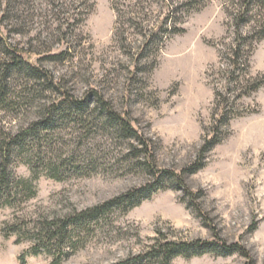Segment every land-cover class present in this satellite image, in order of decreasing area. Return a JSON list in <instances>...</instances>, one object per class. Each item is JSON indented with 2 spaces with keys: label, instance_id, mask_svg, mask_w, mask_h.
<instances>
[{
  "label": "rangeland",
  "instance_id": "374dc122",
  "mask_svg": "<svg viewBox=\"0 0 264 264\" xmlns=\"http://www.w3.org/2000/svg\"><path fill=\"white\" fill-rule=\"evenodd\" d=\"M185 1L0 0V73L11 62L3 46L11 44L69 94L96 91L127 114L131 125L151 139L158 169L179 173L199 159L204 162L185 178L190 194L157 191L124 215L115 214L111 225L62 264H110L143 253L155 239L210 241L215 234L239 244L248 258L207 253L178 256L171 264H264V85L237 96L246 80L264 74V37L257 40L256 33L264 24V4L253 3L246 12L243 0H191L197 8L186 14ZM172 25L182 31L163 32ZM56 54L61 55L51 58ZM233 75L236 82L230 80ZM42 87L43 80L24 74L9 78L7 96L16 104L0 109V128L25 126L35 106L58 98ZM224 112L231 116L227 123L218 119ZM216 130L224 136L200 154L204 139ZM95 142L92 153L103 156L112 171L63 181L42 175L34 182V198L19 208L0 209V264H50L44 254L20 260L30 243L4 237V226L81 210L151 180L125 160L126 149L108 132ZM11 170L16 178L30 176L20 162Z\"/></svg>",
  "mask_w": 264,
  "mask_h": 264
},
{
  "label": "trees",
  "instance_id": "16d2710c",
  "mask_svg": "<svg viewBox=\"0 0 264 264\" xmlns=\"http://www.w3.org/2000/svg\"><path fill=\"white\" fill-rule=\"evenodd\" d=\"M243 3L247 12L253 3L264 4V0H243ZM181 6L186 14L197 8L191 0L185 1ZM86 11L83 12L85 15L88 13ZM180 31L182 30L175 28L174 25L163 29L167 35ZM256 33L257 40L264 37V24ZM3 47L5 53L11 56V62L0 73V109H11L16 104L7 95L8 79L17 73L24 74L29 79L43 80L42 90L56 92L59 96L48 103L35 106V116L25 126L14 131L0 128V209L19 208L34 198L36 195L34 182L42 175L63 181L110 171L111 164L109 165L103 156L94 155L91 151L92 146L97 147L95 139L102 132H108L117 141H121L120 145L126 149L123 155L125 160L134 161L132 167H139L151 176V180L144 185L130 188L96 205L36 220L31 222V225L27 221H15L4 226L2 228L4 237L14 236L17 241L30 243L19 256L20 260L25 255L44 254L50 257V264H62L65 257L82 247L98 230L111 225L115 214L124 215L157 191L174 188L183 189L186 194H190L186 189L185 178L200 169L204 165L203 160L199 159L196 163L182 168L179 173L158 169L154 162L151 139L137 131L131 125L129 116L117 112L108 99L93 90L85 92L82 97H75L69 94L47 70L24 60L20 49L11 44ZM59 55H53L51 58H59ZM236 64L235 58L230 63V75L236 71ZM242 67L246 74L249 69L247 60ZM233 77L234 75L230 80L236 82V77ZM246 81L248 86L239 91L238 97L249 95L262 87L264 74H258ZM21 99L28 105L29 101L25 95ZM225 100L223 99L226 103L228 99ZM220 116L218 119H222L224 123L231 117L227 116V112ZM64 132L68 138L63 137ZM223 136L224 134L218 130L212 132L211 136L204 139L200 154L209 152ZM14 162L24 164L30 176L14 177L11 170ZM127 167L129 168V165ZM192 203L194 211L202 216L198 205L193 200ZM207 253L220 256L238 253L248 258L247 251L239 244H228L215 234L210 241L155 239L143 253L110 264H171L178 256L191 258Z\"/></svg>",
  "mask_w": 264,
  "mask_h": 264
}]
</instances>
